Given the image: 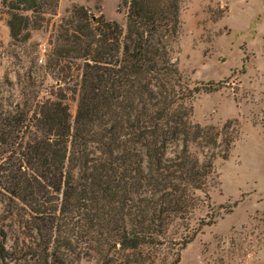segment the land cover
Segmentation results:
<instances>
[{"label":"trees","instance_id":"trees-1","mask_svg":"<svg viewBox=\"0 0 264 264\" xmlns=\"http://www.w3.org/2000/svg\"><path fill=\"white\" fill-rule=\"evenodd\" d=\"M126 1L125 28L83 7L59 28L55 56L83 64L74 117L61 102L0 116V264H158L169 245V264H180L215 223L190 227L220 184L216 154L201 146L219 134L192 122L193 99L213 85L192 87L172 59L183 0ZM2 4L24 41L27 14L56 11L58 0ZM233 140L223 139L224 157Z\"/></svg>","mask_w":264,"mask_h":264},{"label":"rangeland","instance_id":"rangeland-1","mask_svg":"<svg viewBox=\"0 0 264 264\" xmlns=\"http://www.w3.org/2000/svg\"><path fill=\"white\" fill-rule=\"evenodd\" d=\"M2 2L0 116L27 102L35 108L61 102L74 117L83 64L55 56L59 28L75 7L125 28L128 1L58 0L56 11L47 7L41 16L27 14L32 24L24 41L12 38ZM181 21L172 59L192 87L213 85L193 99L192 122L219 134L214 144L201 146L208 147L207 156L216 154L220 184L209 205L194 213L190 227L213 216L215 223L181 253L180 264H264V0H183ZM40 134L37 126L29 132ZM231 137L224 157L223 139ZM2 194L0 228L8 216ZM176 252L177 247L164 246L158 264H169Z\"/></svg>","mask_w":264,"mask_h":264}]
</instances>
